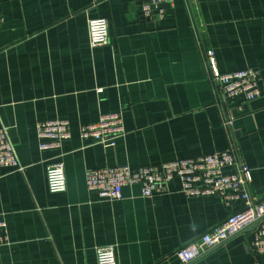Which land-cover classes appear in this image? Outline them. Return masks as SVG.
I'll return each mask as SVG.
<instances>
[{
    "label": "crops",
    "instance_id": "obj_1",
    "mask_svg": "<svg viewBox=\"0 0 264 264\" xmlns=\"http://www.w3.org/2000/svg\"><path fill=\"white\" fill-rule=\"evenodd\" d=\"M142 0H0V125L23 170L0 166V215L9 242L0 264H97L114 245L117 264H181L177 248L243 205L217 194L123 198L89 191L88 169L131 168L231 150L251 168L249 198L264 197V87L226 97L211 77L254 68L264 79V0H174L162 20L141 16ZM104 17L109 42L92 47L88 19ZM120 111L125 133L114 146L85 141L83 124ZM63 118L72 135L40 150L37 123ZM63 154L66 190L50 192L46 166ZM226 170H229L228 168ZM254 226L189 264H264L250 244Z\"/></svg>",
    "mask_w": 264,
    "mask_h": 264
},
{
    "label": "built area",
    "instance_id": "obj_2",
    "mask_svg": "<svg viewBox=\"0 0 264 264\" xmlns=\"http://www.w3.org/2000/svg\"><path fill=\"white\" fill-rule=\"evenodd\" d=\"M102 0H90L94 6ZM174 0H142L141 16L147 21L162 20L166 15V6ZM89 44L92 47L109 42L108 21L104 17L88 19ZM211 77L219 92L226 97L244 96L253 100L263 92L264 79L260 71L243 68L221 72L213 53L208 57ZM125 133L123 116L120 111L101 114L96 122L83 124L80 136L85 141L114 146L119 136ZM72 135L70 122L63 118L41 120L37 123V136L40 150H60L65 140ZM63 154L59 151L46 166V183L50 192L66 190V177ZM0 166L12 170H23L18 153L8 128L0 125ZM229 170H226V169ZM178 178L181 192L187 196H209L217 194L225 200L240 199L244 205L229 214L219 224L197 236L175 251L181 264H189L207 254L215 247L254 226L251 248L264 253V197L251 200L248 184L253 176L251 168L242 163L235 152L224 150L196 157L175 158L162 163H153L131 168L129 165H114L88 169L85 180L89 191L109 200L123 198V186L138 184L143 197L171 193L169 184ZM9 242L7 225L0 215V248ZM97 264H117L115 246H97Z\"/></svg>",
    "mask_w": 264,
    "mask_h": 264
}]
</instances>
